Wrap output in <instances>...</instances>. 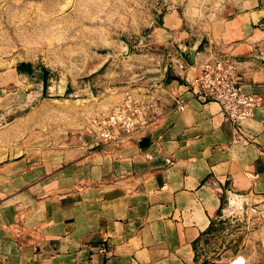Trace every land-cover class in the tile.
<instances>
[{"label": "crops", "instance_id": "0c3cea01", "mask_svg": "<svg viewBox=\"0 0 264 264\" xmlns=\"http://www.w3.org/2000/svg\"><path fill=\"white\" fill-rule=\"evenodd\" d=\"M253 12L212 22L192 45L194 63L232 59L256 96L239 125L192 95L186 59L143 82L155 117L130 137L62 135L51 147L0 152V264H204L206 237L237 208L231 199L264 203V22ZM180 26L167 11L155 40L171 44ZM46 76L32 61L3 71L0 110L43 95Z\"/></svg>", "mask_w": 264, "mask_h": 264}, {"label": "rangeland", "instance_id": "374dc122", "mask_svg": "<svg viewBox=\"0 0 264 264\" xmlns=\"http://www.w3.org/2000/svg\"><path fill=\"white\" fill-rule=\"evenodd\" d=\"M262 7L264 0H0V74L24 61L47 73L43 95L0 110V152L92 135L91 114L128 94L140 98L144 81L168 64L184 63L193 42L201 47L212 22ZM171 10L183 36L157 43L154 26ZM180 40H188L186 46L175 43ZM231 205H237L234 214L206 237L199 258L264 264V203L242 208L233 198Z\"/></svg>", "mask_w": 264, "mask_h": 264}, {"label": "built area", "instance_id": "2783aa9c", "mask_svg": "<svg viewBox=\"0 0 264 264\" xmlns=\"http://www.w3.org/2000/svg\"><path fill=\"white\" fill-rule=\"evenodd\" d=\"M179 68L185 67L178 64ZM195 73L186 79L193 96L217 102L225 117L236 125L253 114L257 104L254 94L243 89L242 79L232 59L212 57L193 62ZM180 110L182 104H178ZM153 105L134 96L126 95L107 110H99L88 117L91 132L107 143L130 137L153 121Z\"/></svg>", "mask_w": 264, "mask_h": 264}, {"label": "water", "instance_id": "95a60500", "mask_svg": "<svg viewBox=\"0 0 264 264\" xmlns=\"http://www.w3.org/2000/svg\"><path fill=\"white\" fill-rule=\"evenodd\" d=\"M261 11H262V10H254L255 13H259V12H261ZM254 12H253V13H254ZM262 12H263V11H262ZM263 17H264V12H263L262 15L259 16V18H258L256 21H254V20H253V21H254L255 23H257V22H259ZM185 53L187 54V60H188V62H189L190 64H192V63L194 62V55H195V53H196V47L188 48V49L186 50ZM165 68H167V65L164 66V67L162 68V70L165 69ZM144 141L147 142V138H146V137L143 138V139L141 140L140 144L143 145V144H144ZM204 263H206V261H204Z\"/></svg>", "mask_w": 264, "mask_h": 264}, {"label": "bare ground", "instance_id": "6f19581e", "mask_svg": "<svg viewBox=\"0 0 264 264\" xmlns=\"http://www.w3.org/2000/svg\"><path fill=\"white\" fill-rule=\"evenodd\" d=\"M263 13L262 12H259V13H255L254 12V14H252V18H253V20L254 21H256L258 18H259V16L260 15H262ZM62 88V87H61ZM63 89V88H62ZM238 261H240V259H238Z\"/></svg>", "mask_w": 264, "mask_h": 264}, {"label": "trees", "instance_id": "16d2710c", "mask_svg": "<svg viewBox=\"0 0 264 264\" xmlns=\"http://www.w3.org/2000/svg\"><path fill=\"white\" fill-rule=\"evenodd\" d=\"M46 85H45V80H44V89H45ZM211 230V229H210Z\"/></svg>", "mask_w": 264, "mask_h": 264}]
</instances>
